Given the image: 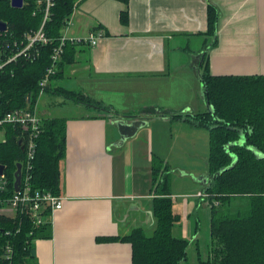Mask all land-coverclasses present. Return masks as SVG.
<instances>
[{"label": "crops", "instance_id": "crops-1", "mask_svg": "<svg viewBox=\"0 0 264 264\" xmlns=\"http://www.w3.org/2000/svg\"><path fill=\"white\" fill-rule=\"evenodd\" d=\"M208 1L219 12L217 44L207 54L210 74L264 75V0ZM123 8L118 0L74 1L65 35L85 38L97 28L104 34L94 47L76 45L75 62L41 97L58 104L57 88L83 93L116 115L73 101L68 108L74 115L51 117L66 119L62 206L53 212L50 236L33 242L37 264H132V246L121 238L135 228H154V158L171 171L170 198L181 219L180 189L190 192L184 205L206 199L193 191L209 180L208 131L172 115L207 109L197 73L207 41V0H129L125 26L119 21ZM117 115H146L147 122L115 145ZM183 223L173 234L185 230ZM194 232L196 243L197 226Z\"/></svg>", "mask_w": 264, "mask_h": 264}, {"label": "trees", "instance_id": "trees-1", "mask_svg": "<svg viewBox=\"0 0 264 264\" xmlns=\"http://www.w3.org/2000/svg\"><path fill=\"white\" fill-rule=\"evenodd\" d=\"M74 1L52 0L49 20L43 28L51 42L40 46L35 61L11 64V72L5 71L0 75V117L12 108L25 106L28 96L30 100H35L38 82L51 64L52 51L59 44L58 39L66 20L72 15ZM118 1L124 4L119 21L125 26L129 18V0ZM31 3L28 2L22 8H13L9 0L0 1V20L8 24L12 33L19 35L39 27L42 10L35 9ZM34 10L36 14L32 15ZM218 18L217 8L207 0V29L204 33L207 41L202 47L204 56L199 67L204 100L212 111L206 109L197 114L172 115L175 118L183 116L194 127L208 131L206 164L209 180L203 186V192L208 194L210 215L208 255L206 259L197 258L192 263L187 261L189 240L173 234V228L180 217L173 211L170 198L171 171L161 159L154 158V228L151 232L135 228L130 235L121 238L132 246V264H264V75L210 74L207 54L217 44ZM79 44L66 42L63 45L58 70L50 82L63 73L64 66L75 62L78 51L76 45ZM50 82L45 92L53 91ZM55 93L65 99L114 114L112 109L86 94L61 88H57ZM6 128L7 140L0 143V163L5 166L9 179L6 193L11 195L16 164L22 162L24 157L18 144V132L10 126ZM40 128L30 184L32 190L60 195V163L66 150V119L42 118ZM163 165L166 169L159 174L158 170ZM205 201L201 199L197 205ZM16 226L17 221L13 223L0 217V244L6 239L3 237V229ZM50 230L48 221L34 228L28 218L21 219V230L10 237L14 252L13 264H37L33 241L49 237ZM31 231L32 235L28 236ZM113 239L116 238H110Z\"/></svg>", "mask_w": 264, "mask_h": 264}, {"label": "built area", "instance_id": "built-area-1", "mask_svg": "<svg viewBox=\"0 0 264 264\" xmlns=\"http://www.w3.org/2000/svg\"><path fill=\"white\" fill-rule=\"evenodd\" d=\"M28 2L35 9L42 10V21L37 29L23 32L19 35L12 33L6 23V29L0 31V75L10 70L11 64H17L23 61H35L39 56V48L42 45L50 43L44 34V25L49 20L52 0H23L22 7ZM36 14V10L32 11V15ZM71 17L66 20L61 30V36L51 54V64L46 69L43 77L38 82V93L34 101L26 98V105L12 108L0 117V143L7 140V126L14 128L18 132V144L23 152V160L21 163V181L19 190L14 191V176L11 183L12 194L7 195L9 179L3 166L0 174V217L7 219L13 223L17 221L15 228L3 229V241L1 245L0 264H13V247L10 237L14 233L21 230V219L28 218L34 228L42 226L48 221L52 225V216L55 210L62 206V198L60 195H54L49 191L32 190L30 180V172L32 170L33 160L36 152V140L41 132V117L38 113V102L45 93V88L50 82V78L56 74L58 63L60 61L63 45L69 43H81L90 47L96 46L98 40L103 33L96 29L90 32L85 38H71L65 35L67 28L71 23ZM5 23V22H4ZM11 72V70H10ZM1 95V92H0ZM20 142V143H19ZM206 193L198 191L196 196L203 198ZM32 235V231L28 236ZM37 240V239H36ZM35 241V240H34ZM33 241V242H34Z\"/></svg>", "mask_w": 264, "mask_h": 264}, {"label": "rangeland", "instance_id": "rangeland-1", "mask_svg": "<svg viewBox=\"0 0 264 264\" xmlns=\"http://www.w3.org/2000/svg\"><path fill=\"white\" fill-rule=\"evenodd\" d=\"M197 41L198 40L193 39V42L191 43V45L195 47V45H197V43L199 42ZM54 83H55V80H52L51 87L54 86ZM60 99H61L60 101H63V103L48 104V103H45V98L43 96L42 100L40 98L41 101L39 100L38 105H37V108L39 110L38 112L43 117L49 116L50 118L61 116V115H69V116L74 115L76 111L72 110L71 108H68L69 105H73L74 102L72 100H68L63 97H60ZM106 101L108 102V100ZM45 112H48V115ZM183 114H188V113H183ZM200 158L201 157L197 158L198 163H199V160H201ZM163 169H166L164 168V165L160 166L158 170L159 174H160V171H162ZM205 184L207 183H204L203 185L194 184L196 185V187H194L195 191L193 192L195 193L197 189L199 191L203 190L204 188L203 186ZM180 190H183V191L178 192V195H176V197L178 198L176 200L178 202L177 208H179V211L185 215L184 217H182V219H181V216H179L181 220V224H182V221H184L183 228L185 230H183V232L181 233H177L174 231V234L178 237H181V238L185 237L186 239L189 240L190 244L187 250V261L192 263V262H195L197 258L206 259V256L208 255V251L210 249L209 207L206 202L200 203V205L198 206L197 202L195 203L196 200L190 201L189 204L184 205V200L188 199L186 194H189L190 192L188 190L186 192V190L184 189H180ZM207 198H208V194L206 195V199ZM174 208L176 210V207ZM195 226H197V235H198L196 243L194 240L192 241L193 234L195 233L194 232Z\"/></svg>", "mask_w": 264, "mask_h": 264}, {"label": "water", "instance_id": "water-1", "mask_svg": "<svg viewBox=\"0 0 264 264\" xmlns=\"http://www.w3.org/2000/svg\"><path fill=\"white\" fill-rule=\"evenodd\" d=\"M9 2H10L11 7L13 8H22L23 0H9ZM5 29H6V23L0 20V31H4ZM203 55H204V51H202L200 58H202ZM197 73H198V78L202 83V77H201V73L199 72V70H197ZM204 95L205 93L203 91V93L201 94V98L205 102L207 111L211 112L212 109L207 104V102L204 100L205 99ZM146 122H147V117L143 115H137L134 117L117 115L116 118L113 120V125L119 135L118 142L115 145L117 144L121 145L127 139L135 136L138 130L146 125ZM2 170H3V166L0 165V174L2 173ZM13 176H14V191H18L20 181H21V163L16 164V169H15ZM149 214L152 216V212H149Z\"/></svg>", "mask_w": 264, "mask_h": 264}]
</instances>
